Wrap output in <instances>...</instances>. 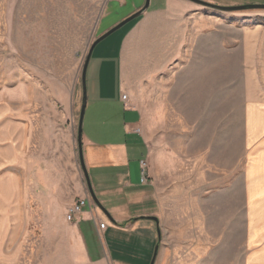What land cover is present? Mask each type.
Segmentation results:
<instances>
[{
  "label": "rangeland",
  "instance_id": "374dc122",
  "mask_svg": "<svg viewBox=\"0 0 264 264\" xmlns=\"http://www.w3.org/2000/svg\"><path fill=\"white\" fill-rule=\"evenodd\" d=\"M158 1L151 0L150 7ZM179 1L183 3L170 0L168 11L188 30L189 59L187 53L180 54L178 62L154 77V52L150 53L141 68L146 74L140 103L153 177L155 159L164 187L184 184L177 187L191 192L177 194L193 196L204 187L217 190L236 185L245 172L246 53L249 43L264 44V32L259 31L264 28V8L227 11L196 2L191 8L187 0ZM145 3L0 0V225H14L4 230L14 232L16 264L29 257L35 264L38 259L34 251L45 205L53 218L56 207L77 193L84 181L79 110L74 116L71 105L76 88L78 93L82 89L90 47ZM130 22L101 42L117 46ZM258 72L264 74L262 68ZM127 77L137 82L131 69ZM110 81L115 83V77ZM184 172L192 176L185 180L170 176Z\"/></svg>",
  "mask_w": 264,
  "mask_h": 264
},
{
  "label": "crops",
  "instance_id": "0c3cea01",
  "mask_svg": "<svg viewBox=\"0 0 264 264\" xmlns=\"http://www.w3.org/2000/svg\"><path fill=\"white\" fill-rule=\"evenodd\" d=\"M187 1L195 8L196 3ZM169 2L158 1L130 22L117 46L106 41L94 49L86 78L83 151L98 201L85 177L78 192L56 207L53 218L44 204L35 264H151L157 247L155 264H264V74L258 72L260 68L264 72V44L247 46L246 166L241 182L217 190L204 187L195 190L198 195H179V190L191 189H182L184 184L177 182L164 187L155 159L153 177L140 103L146 74L141 68L150 53L154 52V77L178 62L180 54L187 53L189 59L190 35L173 20ZM128 69L137 82L128 79ZM74 94L71 110L74 116L79 110L80 120L83 79L81 92L76 88ZM170 176L185 180L192 174ZM79 198H87L88 204L69 221L64 209L68 211ZM8 224L0 225V264L17 262L14 232L4 230L14 225ZM30 253L29 247L27 257ZM26 262L31 264V257Z\"/></svg>",
  "mask_w": 264,
  "mask_h": 264
},
{
  "label": "water",
  "instance_id": "95a60500",
  "mask_svg": "<svg viewBox=\"0 0 264 264\" xmlns=\"http://www.w3.org/2000/svg\"><path fill=\"white\" fill-rule=\"evenodd\" d=\"M190 1L202 4V5H206V6L219 8V9H222V10H227V11L245 10V9H253V8H264V3H248V4H241V5H220V4L210 3V2H207V1H204V0H190ZM150 2H151V0H146V3H145V5L143 7H141L139 10H137L134 13H132L131 15L127 16L122 21H120L119 23H117L116 25L111 27L109 30L104 32L101 36H99L92 43V45L90 47V50H89V53L87 55L85 64L83 66L82 79H83V86H84V101H83V104H82L81 113H80V120H79L78 146H79V156H80L81 166H82L84 175L86 177L91 196L96 202L98 201V199H97L96 193L94 191V188L92 186L90 175H89L86 163H85L84 151H83V121H84V115H85V111H86V96H87V80H86V78H87L88 66H89L92 54H93L94 49L96 48V46L102 40H104L106 37H108L110 34H112L116 30H118L119 28H121L122 26L127 24L128 22L132 21L133 19H135V18L139 17L141 14H143L149 8ZM152 218L153 219L155 218L156 220H158L156 217H152ZM157 252H158V247L156 248L155 255H154V257H153V259L151 261V264H155Z\"/></svg>",
  "mask_w": 264,
  "mask_h": 264
},
{
  "label": "built area",
  "instance_id": "2783aa9c",
  "mask_svg": "<svg viewBox=\"0 0 264 264\" xmlns=\"http://www.w3.org/2000/svg\"><path fill=\"white\" fill-rule=\"evenodd\" d=\"M123 99L127 101V95H123ZM88 204V199L87 198H79L77 199L69 208L67 211V219L69 221H73L76 219L77 215L80 214L85 206ZM101 228H105V223L101 222L100 223Z\"/></svg>",
  "mask_w": 264,
  "mask_h": 264
}]
</instances>
